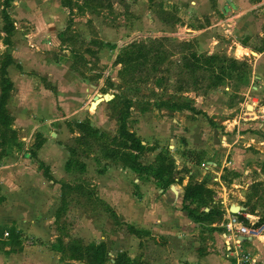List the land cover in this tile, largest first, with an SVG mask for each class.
<instances>
[{
  "label": "rangeland",
  "instance_id": "obj_1",
  "mask_svg": "<svg viewBox=\"0 0 264 264\" xmlns=\"http://www.w3.org/2000/svg\"><path fill=\"white\" fill-rule=\"evenodd\" d=\"M63 1L65 3L69 1L70 7L66 11L68 15L63 25L58 31L62 42L61 45L57 44L56 52H53V59L58 65H66L71 62L70 64L73 66L69 70V75L77 74L76 80H85L95 88L89 87L88 97L82 104V106H86L87 113L84 112V115L81 113L79 117L81 119L78 118V115L68 116L70 113L60 109V107L54 114L55 118H59V120L54 123L56 125H51V129H49L59 135L54 137L57 141L59 140V144L56 143V145L63 148L67 156H69L67 149H73L80 155L78 158L81 161L89 160V171L73 170L69 176V185L73 187L77 185L81 188L65 191V204L55 222L58 238H62L64 242L80 239L84 244H105L111 259H114L119 253H125L130 258L145 264L156 263L159 260L166 261L168 264H175L177 260H175L171 248V253H169L167 247L169 239L166 237H159L156 241L149 232V235H133L131 227L145 230L143 216L133 217L129 222L118 216L120 223L114 224L106 211L108 206L97 195L91 174L98 176L102 174L99 171L106 170L107 166L110 167V165L121 166L119 161L106 160L103 157V152H105V147L109 145L110 140L117 135L122 122L120 112L123 108L122 103L119 100H114L113 104L110 101L103 102L95 110L87 109L95 96L104 94L117 95L120 100H130L131 108L127 117L124 116L123 119L128 131L139 137L145 144H151L147 146L157 148L156 153H145L139 158L142 165L152 164L156 154L161 150L174 159L177 173L173 175L174 183L166 190L169 191L171 186H175L177 191L179 190L183 195V207L193 210L196 213L195 216L200 221L202 220L197 231L200 237L208 238L207 235H211V232L214 234L215 232L221 233L225 210L228 211L231 206L244 208L243 214H247L250 207L254 208L253 214H247V218L243 217L246 220L244 224L247 228L254 229L258 222H262L260 228L264 229V70H259L253 62L252 64L249 63V58L253 56L231 42L233 40L241 44L237 37L238 25L236 24L232 30V36L236 37V39L233 37L232 40L227 39L231 36L225 33L226 27L219 26L215 29V37L219 39V46L209 55L219 54L239 61L246 60L251 66L249 79L244 83L231 80L215 89H208L206 86L209 82L204 80L197 83L198 90L194 92L195 86L193 84L196 78L184 73L179 66L183 62L184 54L190 51L188 44L197 52H203V47L200 48L195 41L184 39L185 37H174V33L178 32L177 26L187 25L194 28L192 20L196 13L193 12L192 8H189L188 3L186 6V4L178 2L171 7L167 4L168 0H151L150 2L148 0ZM3 2L4 0L0 5L4 7ZM166 9H171V11H165ZM159 20L168 26H161ZM26 35L29 36V39L31 38L28 32ZM261 42L262 40H256L254 49H257ZM129 44L143 46L146 50H150L149 58H151L149 63L141 65L131 74L132 76L119 77L118 71L121 69V65H116L115 60L121 50ZM206 45L208 46L207 50L211 51L210 44ZM156 49L160 53L162 52L160 61L157 58H152L157 54L154 52ZM64 50L66 51L63 52ZM202 74L207 75L203 71L195 72V76ZM109 79L112 83L111 88L106 81ZM68 82L75 81L70 78ZM181 86L183 89L179 90ZM163 101L168 104L188 102L195 110L198 105L203 106V102L207 101L206 109L210 110L212 116H207L201 110L199 111L201 114H197L196 111L181 110L179 111L181 115L174 116L173 112L176 110L160 106ZM61 105L62 108L66 109L71 106L69 102H63ZM248 106L253 109L248 110ZM235 107L237 109H233ZM83 108L82 110H84ZM192 116L203 119L201 125L194 124L195 127L191 132L194 138L199 137L200 129L207 130L209 127L221 128L217 132L221 140L222 136H227L228 133L230 137L232 135L239 137L246 132L252 135L256 134L258 138L255 135L252 136L254 141L246 138L241 141L232 137L229 138L230 150L226 158L221 154L225 153L224 147L226 146L222 147L221 144L213 146L215 153L209 155L210 157L204 150L183 149L180 156L186 162L189 161L206 169L201 172L200 181L189 176L187 184H183L182 180L185 175H188L189 169L187 166L177 163L180 156L176 154L172 146L175 147L181 143L183 148L185 139L181 137L183 135L182 129L185 128V123L188 125L193 121L191 120ZM216 117L221 118V120L213 121V118ZM233 119L235 120L234 127L228 129L227 132L224 131L228 124L221 122L230 120L233 123ZM77 121L89 124L99 134H104L105 137L100 140L89 137L84 142L80 141L79 136L82 133L77 128ZM190 125L192 126L193 122ZM36 136L38 134L33 136L32 144ZM205 136H207V132L202 133V137L205 138ZM218 136H213V133L209 136L210 147V142H215ZM226 139L228 140V138ZM38 140L37 138L35 142ZM160 142L165 146H159ZM206 143L208 144L207 140ZM233 148L236 149V152ZM29 151H25L28 153L25 156L20 152L16 156H22L25 160L30 161V164H35L34 167L25 171L29 172L28 176H31V173L36 176L38 180L37 190L42 194L46 192L51 199L52 205H48L46 213L47 217L51 214L52 218L55 219L56 211L62 200L61 182L55 179L56 183L47 181L43 177L42 171L36 167L38 162H34L32 157L30 159ZM14 159L16 160L17 157ZM216 159L219 166L211 164ZM208 161H210L209 164ZM223 161L229 166L227 167L224 163L221 168ZM236 164L237 167H235ZM32 168L35 170L33 171ZM232 168H236L235 171H232L235 176L227 174L229 173L228 170ZM226 169L227 171H225ZM17 174L27 173L17 172ZM7 175L12 174L7 172ZM145 175L146 178L150 176L153 178V171ZM137 177L141 178L139 175ZM142 179H145V176ZM202 181H206L207 187L212 191V201L206 206H198L185 196V188L189 183L193 186ZM256 182L262 185L253 188ZM115 185L121 189L124 188V185ZM127 188L135 196L139 192L136 185ZM41 202L43 199L36 200L38 204ZM209 209H212V216L208 220H205L204 217L201 218L202 215L199 213H208ZM205 233L206 235H203ZM171 236L173 241L179 240L177 238L178 233L171 234ZM263 239L264 235L255 239L262 248H264ZM32 243L35 245L38 242L33 240ZM55 243L56 241L52 245L53 251ZM29 250L30 252L27 251L28 254L35 256L33 249ZM50 256H54V259L58 258V260L55 259V264H85L74 261L68 263L69 260L66 257H61L56 252L55 255L50 253ZM60 257L62 262L59 260ZM181 264L183 263L181 262Z\"/></svg>",
  "mask_w": 264,
  "mask_h": 264
},
{
  "label": "crops",
  "instance_id": "obj_2",
  "mask_svg": "<svg viewBox=\"0 0 264 264\" xmlns=\"http://www.w3.org/2000/svg\"><path fill=\"white\" fill-rule=\"evenodd\" d=\"M174 1L168 0L167 4L172 7L178 2L184 3L186 6L188 3L190 5L188 7L196 13L192 20L194 28L183 25L177 26L176 29L183 33L185 30L190 32V40L195 41L200 48L203 47V52L196 51L200 55H209L219 46V39L215 37V29L221 26L218 23L222 21V17H226L233 11L239 12L240 16L236 19L235 25H238L239 33H237V37L240 39L241 44L232 40L234 37L232 33L229 35L231 38L227 39H231L234 45L240 46L253 56L249 58V63L252 64L253 62L259 70H264V0ZM1 2L2 0H0ZM65 4L63 0H14L7 9L13 24V32L9 37L10 44L8 46L3 41L5 33L1 29L3 21L0 16V67L6 54H10L12 58V63L5 68L6 76L12 86L5 108L11 117V129L15 132L17 141V145L8 144L5 155L0 158V264H55V259L58 260L57 257L54 259V256H50V253L55 255L56 250L53 247L55 252L53 251L52 245L58 237L55 219L52 218L51 214L47 217L46 213L48 205H52L51 199L46 192L42 194L37 190L38 180L36 176L33 173H31L33 176H28L29 172L25 171L31 169L30 167H34L35 164H30V161L25 160L24 157L16 155L18 152L22 153L23 156L28 154L25 151L33 148L35 139L33 144L31 141L33 136L38 134V139L42 140V145L39 149H35L37 162H41L49 168L53 179L60 181L61 184H69V176L72 171L67 172L65 170V164L69 156L63 148L56 145V143L59 144V140L57 141L54 137L59 135L49 129H51V125L59 120V118H55L54 114L60 107V109L70 113L68 116L72 117L78 115L79 118L81 113L82 115H84V112L87 113L86 106H82V104L88 97L89 85L91 84L85 80H76L77 74L69 75V70L73 66L70 64L71 62L66 65L60 64V66L53 59L56 46L61 45L62 42L58 31L68 15V12H66L68 8ZM3 8L0 5L1 11ZM169 10L171 11V9L165 11ZM159 23L161 26H168L161 20H159ZM26 32L31 35L30 39ZM234 38L236 39V37ZM256 40H262V42L257 49H254ZM206 44H210L211 51L207 50L208 46ZM70 78L75 82H68ZM63 102H69L71 106L67 109L62 108L61 104ZM206 102H203V106L198 105L196 110H201L211 117L212 113L209 109H206ZM233 109H237V107ZM173 114L174 116L181 115L179 111L173 112ZM191 120L193 121L190 123L193 122V125L185 123L186 126L182 129L183 135L181 137L185 139L183 148L181 143L175 147L172 146L178 156L182 154L184 149L191 151L204 150L210 157L209 155L215 153L213 146L221 144L222 147L226 146L224 147L225 153H221L226 158L230 150L229 138L232 137L235 140L238 139V141L244 138L254 141L253 135L258 138L256 134L252 135L246 132L239 135V137H235V135L230 137L228 133L227 136H222L221 140L217 133L221 128L218 127H214V129L209 127L207 130L200 129L199 137L194 138L191 134L195 127L194 124L201 125L203 119L192 116ZM218 120H221V118H213V121ZM232 122L230 120L221 122L228 124L227 129H224V131L227 132L228 129L234 127L235 120L233 119ZM203 132H207L205 138L202 137ZM212 133L213 136L217 135L218 138L215 142H210V147L209 136ZM142 144L145 143L142 142ZM158 145L165 146L161 142ZM28 147L30 148L28 149ZM233 150L236 152V149L233 148ZM154 152L156 153V151ZM14 157H17V159L15 160ZM88 161H81L85 164V171H89ZM209 162L207 163L209 164ZM177 163L185 165L189 169L188 175H185L182 180L183 184H187L189 176H193L195 180L200 181L201 172L206 170L204 167L194 165L189 161L186 162L181 156ZM224 163L227 167L229 166L223 161L221 168ZM36 164V167H38V163ZM211 164L219 166L217 159L216 161L213 160ZM235 167H237V164ZM232 169L236 170V168ZM7 172L12 175H7ZM17 172H26L27 174L20 175ZM91 176H93L92 182L99 199L111 208L117 216H121L124 221L129 222L133 217L141 215L143 216L144 229L150 233L151 237L156 241L159 237L169 239L167 247L169 253H171L170 248L172 249L173 256L175 260L177 259L175 264H181V262L183 264H229L230 261H226L220 253L225 235L224 228L222 227L221 233L215 232L214 234V232H211V235H207L208 238L200 237L197 232L200 224L196 223L189 213L183 209V195L179 190L177 191L175 186H171L169 191L162 190L154 184L155 180L151 176L146 178L144 174L139 178L130 169L119 165L107 166L106 170L103 169L102 174L98 176L91 174ZM144 176L145 179H142ZM32 181L34 184H31ZM114 183L124 185V188L121 189ZM132 185L138 187L139 192L136 196L127 188L132 187ZM39 198L43 199L40 204L36 203ZM180 205L182 206L180 207ZM243 212L239 215L248 217ZM228 213H230L229 209L228 212L225 210L224 222L228 217ZM11 228L22 233L24 237L21 244L22 249L19 252H10V248L5 245L8 241V236L5 237V233L10 232ZM175 233H178L177 238L179 240L173 241L171 234ZM203 235H206V233ZM239 239L243 243V251L252 255L258 252L264 256V248L260 247L256 240L244 237H239ZM33 240L38 243L34 245ZM29 249H33L35 256L28 254ZM59 260L62 262L61 257ZM150 264L168 263L159 260Z\"/></svg>",
  "mask_w": 264,
  "mask_h": 264
},
{
  "label": "trees",
  "instance_id": "obj_3",
  "mask_svg": "<svg viewBox=\"0 0 264 264\" xmlns=\"http://www.w3.org/2000/svg\"><path fill=\"white\" fill-rule=\"evenodd\" d=\"M14 0H4V8L1 11V18L3 21L2 31L5 33V38L3 39L5 45L10 44V35L13 32V24L9 18L7 13V9L11 6V3ZM149 2L151 0H148ZM67 8L70 7L69 1L65 4ZM190 46V51L185 53L182 57V64L179 66L183 69L184 73H187L189 76L196 78L194 81L195 88L194 92L198 90L197 83L208 81L207 84L208 89H215L220 87L223 83L229 82L231 80H235L236 82L244 83L249 79L251 74V66L248 64L246 60L239 61L234 58H229L227 56H220L219 54L215 55H200L194 51L193 47ZM156 49L154 52L157 53L152 58H157L160 61V56L162 52ZM150 50H146L143 46L139 47L135 44L127 45L121 52L118 54L115 60L116 65H121V69L118 71V76H132L134 71H136L141 65L149 63V54ZM12 63V58L10 54H6L4 56V60L2 62V66L0 67V85H1V95H0V158L5 155L6 146L9 145H17L15 132L11 129V117L6 111L7 101L9 99V91L12 86L9 83V80L6 76L5 68L8 67ZM153 68V67H151ZM154 69V68H153ZM203 71L207 73V75L195 76V72ZM198 78V80H197ZM107 85L111 88L112 83H110V79L106 80ZM187 85V84H186ZM183 86L179 88L182 90ZM114 100H119L122 103L121 119L122 122L118 129L117 135L114 136L109 145H106L105 152H103V157L106 160L119 161L120 165L123 168H128L137 175L141 176L153 171V178L155 179L156 184L162 190H166L171 184L174 183L173 175L177 173L175 161L163 150L159 151L156 154V157L152 164L148 166H144L140 163L139 158L143 156L145 153L157 151V148L154 146H147L142 144V140L135 136L132 132H129L126 123L124 122V116L127 117L128 112L131 108V102L128 99L120 100V97L115 95L114 98L110 101V103H114ZM161 107L171 108L176 111L181 110H189L192 112H197V114H201V112L195 110L193 106H190L188 102L182 104H168L163 101L160 104ZM77 128L82 135L79 136L80 141H86V138L95 137L100 140L104 138V134H99L96 129L92 128L89 124L86 123H78ZM39 136V135H38ZM35 137V140L38 138ZM42 145V140H38L34 143L33 148L30 149L29 153L31 157L36 160V151L35 149H39ZM69 152V158L65 164V170L67 172H71L73 170H78L80 172L85 171V164L80 161L78 158L77 151L73 149H67ZM37 161V160H36ZM38 169L42 171L43 177L46 178L47 181L56 183L50 174L49 168L44 166L41 162H38ZM227 171V169L225 170ZM228 175L235 176V173L232 172L234 170H228ZM99 173H103L99 171ZM262 184L256 182L253 185L254 187H260ZM61 203L60 207L56 211L55 214V222L58 218L64 204H65V191L67 190H76L81 188V186L75 185L70 186L69 184H61ZM185 196L188 199L194 201L198 206L199 205H209L212 201V191L207 187V182L202 181L200 183L194 184L191 186L189 183L185 188ZM185 211L189 213L192 219L196 223H202L194 213L193 210L189 208L183 207ZM107 213H109L114 224H119V219L116 213L109 207L106 208ZM254 208L248 209L247 214H253ZM202 215L201 218L204 217L205 220H208L213 212L212 209H209L208 213H199ZM239 220L243 223L246 221L242 215H236ZM262 222H258L257 226L261 225ZM133 235L140 236L141 234L149 235V233L145 230L136 229L131 227ZM58 231V230H57ZM22 233L16 231L14 228H11L10 232H8V241L5 243L10 248V252L21 251L22 242H23ZM55 250L57 253L61 255V257H66L69 261L82 262L85 264H145L143 262L134 260L130 258L125 253H119L114 259H111L108 256V249L105 244L102 243H91L84 244V242L80 239H73L68 242H64L62 238L56 239Z\"/></svg>",
  "mask_w": 264,
  "mask_h": 264
},
{
  "label": "built area",
  "instance_id": "obj_4",
  "mask_svg": "<svg viewBox=\"0 0 264 264\" xmlns=\"http://www.w3.org/2000/svg\"><path fill=\"white\" fill-rule=\"evenodd\" d=\"M240 13L233 11L222 19L220 24L225 28V33L231 35L233 28L235 27L236 19H238ZM174 37H185L184 39H190V32L185 30L184 33L180 31L174 33ZM228 212V211H227ZM239 215V214H237ZM243 217H247L244 215ZM262 226V225H261ZM260 225L254 229H249L247 226L237 218L236 214L228 213V217L223 223L225 235L223 239V245L220 248V253L226 261H230L229 264H264V256L260 253L250 254L242 250V241L239 237L248 238L251 240L259 239L264 235V229L260 228ZM8 233H5V237Z\"/></svg>",
  "mask_w": 264,
  "mask_h": 264
},
{
  "label": "water",
  "instance_id": "obj_5",
  "mask_svg": "<svg viewBox=\"0 0 264 264\" xmlns=\"http://www.w3.org/2000/svg\"><path fill=\"white\" fill-rule=\"evenodd\" d=\"M91 88H95L94 86H91ZM114 98L113 95H109V94H104V95H97L93 98V101L91 102L90 104V107H94V110L97 108V106H99L101 103L103 102H109L111 101L112 99ZM249 108V106L247 107ZM87 109L89 110V106L87 107ZM172 190H173V187H172ZM245 209L244 208H241L239 206H231L229 208V212L231 214H239L241 212H243Z\"/></svg>",
  "mask_w": 264,
  "mask_h": 264
},
{
  "label": "bare ground",
  "instance_id": "obj_6",
  "mask_svg": "<svg viewBox=\"0 0 264 264\" xmlns=\"http://www.w3.org/2000/svg\"><path fill=\"white\" fill-rule=\"evenodd\" d=\"M90 109L93 110L94 107H90V106H89V110H90ZM252 109H253V108H252L251 106H249L248 110H252Z\"/></svg>",
  "mask_w": 264,
  "mask_h": 264
}]
</instances>
